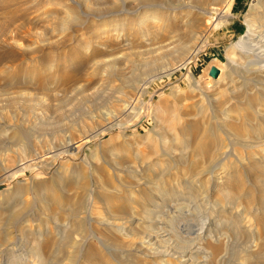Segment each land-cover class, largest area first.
Instances as JSON below:
<instances>
[{
    "label": "rangeland",
    "instance_id": "obj_1",
    "mask_svg": "<svg viewBox=\"0 0 264 264\" xmlns=\"http://www.w3.org/2000/svg\"><path fill=\"white\" fill-rule=\"evenodd\" d=\"M263 5L264 0H0V264H88L87 256L98 253L94 248L102 251L93 256L100 264L106 258L111 264H178L172 254L194 241L209 252L205 264H255L252 257L264 254V228L236 184L220 174L239 173L257 200L253 206L263 203L264 30L247 24ZM211 66L219 69V80L209 76ZM257 94L263 101L250 110L247 97ZM187 124L198 127L179 149L175 139ZM245 125L251 127L246 138H235L234 126ZM207 129L219 143L206 155L194 145ZM148 162L153 171L145 173ZM68 171L86 173L89 186L81 190L77 181L69 189L74 180L62 178L65 187L59 189L58 172ZM152 173L160 180L163 175L162 182ZM145 176L153 184L146 185ZM137 180L148 188L134 189ZM154 182L179 185L168 200L176 214L167 219L171 238L143 250L156 260L125 258L128 242L150 234L143 224L126 221L153 222L157 216L155 210L146 213L153 196L148 203L142 198ZM52 187L69 204L53 205ZM227 192L233 200L226 205L221 199ZM105 195L127 199L125 213L106 210L99 202ZM15 214L21 218L16 224L9 221ZM210 225H220L219 232L203 242Z\"/></svg>",
    "mask_w": 264,
    "mask_h": 264
},
{
    "label": "bare ground",
    "instance_id": "obj_2",
    "mask_svg": "<svg viewBox=\"0 0 264 264\" xmlns=\"http://www.w3.org/2000/svg\"><path fill=\"white\" fill-rule=\"evenodd\" d=\"M143 1H145V2H154L155 0H143ZM198 1H200V2H202V0H198ZM231 1H233V0H231ZM228 3H229V0H228ZM204 6V5H203ZM264 6V5H263ZM262 6V7H263ZM145 7V6H144ZM152 9V8H151ZM259 9V8H258ZM150 9H148V11H149ZM153 10V9H152ZM145 11V10H144ZM147 11V12H148ZM173 11V10H172ZM256 12V11H255ZM257 13V15L258 16H256V19L254 18V20H248L247 21V24H248V27L249 28H254L253 30H255V31H257V32H262L263 30H264V27H262V25H261V27H259V26H257L256 25V23H264V9L263 10H261V11H259V13L258 12H256ZM255 13V14H256ZM140 14H143V13H140ZM147 15V14H146ZM145 15V16H146ZM255 17V16H254ZM174 18V17H173ZM141 19V18H140ZM145 19V18H144ZM141 20H143V19H141ZM144 21V20H143ZM258 21V22H257ZM126 23V22H125ZM124 23V24H125ZM123 24V25H124ZM120 25V24H119ZM118 25V26H119ZM128 25V24H127ZM126 25V26H127ZM256 25V26H255ZM120 28V27H119ZM124 28V27H123ZM126 28V27H125ZM186 51V50H185ZM231 67V66H230ZM252 73V72H251ZM259 73V72H258ZM262 74V73H261ZM243 75V74H242ZM263 75V74H262ZM239 76H240V74H239ZM244 77H246V76H244ZM255 77V76H254ZM261 76H259V79H261L260 78ZM219 78H220V73H219V75H218V77L217 78H213V80H219ZM242 79H243V77H241ZM243 81V80H242ZM245 81V80H244ZM256 81V80H255ZM255 81H253V82H255ZM263 81V80H262ZM246 82H248V80L246 81ZM250 82V84H252L251 83V81H249ZM264 84V83H263ZM246 85V84H245ZM245 85H244V87H245ZM256 85V84H255ZM242 87H243V84L241 85ZM258 86V85H257ZM241 87V88H242ZM247 87V86H246ZM250 87V86H249ZM250 88H252V87H250ZM261 89H263L262 87H261ZM251 90V89H250ZM249 90V91H250ZM260 89H258V91H259ZM231 91V90H230ZM244 91H247V89L246 90H244ZM243 91V92H244ZM252 91H254V89L252 90ZM262 91V90H261ZM256 92H257V90H256ZM233 93V92H232ZM245 93H247V92H245ZM251 93V92H250ZM261 93V92H260ZM252 94V93H251ZM264 95V94H263ZM233 96V95H232ZM235 96V95H234ZM245 97H246V95H245ZM244 97V98H245ZM262 97H264V96H262ZM261 97V95H256V96H249V97H247V107L250 109V110H252V108H253V106L255 105V104H257V103H261L262 101H263V98ZM238 98V95L234 98V99H237ZM231 99V98H230ZM234 99H233V101H234ZM238 100H239V98H238ZM263 105H264V103H263ZM255 109V108H254ZM217 111V110H216ZM255 111V110H254ZM249 115H250V113H249ZM253 116V115H252ZM189 121V120H188ZM186 122V121H185ZM224 122V121H223ZM191 123V122H190ZM197 123V122H196ZM243 125L245 124L244 122L242 123ZM197 124H190V125H185L182 129H181V131H180V135H179V137H178V139H175L176 141H177V146L179 147V149H183L184 147H186V144H187V139H190L189 137L188 138H186V136H192V138L194 137L193 135L196 133V130H197V127L198 126H196ZM226 126V125H225ZM248 126H250V125H248ZM247 126V127H248ZM159 127V126H158ZM231 127V126H230ZM246 127V125L245 126H241V127H239V126H234V128L232 129L233 130V132L235 133V138H238L239 139V137L241 138V137H245L246 135H248L249 134V128H251V127H249V128H247ZM208 129H210L211 127H207ZM206 129V128H205ZM208 129L204 132V134L201 136V137H197V139H196V141H195V145H194V147H195V149L196 150H198L199 152H203V153H205L206 155H207V153H208V150L209 151H211V145L212 146H215L216 145V143L218 142L217 140H216V138L214 137H212L211 136V134H210V132L208 131ZM221 129V128H220ZM249 129V130H248ZM254 129V128H253ZM212 130V129H211ZM17 131V130H16ZM20 131V130H19ZM228 131V130H227ZM226 131V132H227ZM230 131V130H229ZM20 132H22V131H20ZM20 132H18V133H16V134H14L15 136V138L16 139H18V141L20 140L19 138H21V133ZM27 132V131H26ZM23 133H24V131H23ZM161 133V132H160ZM202 133V132H201ZM250 133H251V131H250ZM160 135V134H159ZM167 135V134H166ZM177 135H178V133H177ZM230 135H232V134H230ZM24 136V135H23ZM160 136H162V135H160ZM176 136V135H175ZM135 137V136H134ZM230 137V136H229ZM176 138V137H175ZM218 138V137H217ZM246 138V137H245ZM127 139V138H126ZM221 139V138H220ZM234 139V138H233ZM243 139V138H242ZM125 140V139H124ZM164 140V139H163ZM243 140H245V139H243ZM128 141V139L126 140V141H124L125 143ZM130 141V140H129ZM190 141V140H189ZM236 141V140H235ZM122 143L121 144V146L123 145L124 146V144L125 143ZM216 142V143H215ZM129 143V142H128ZM125 144V145H128V147H129V144ZM176 143V142H175ZM212 143H215V145H213ZM219 143V142H218ZM245 144V143H244ZM144 145V144H143ZM168 145V144H167ZM166 144H165V146H167ZM220 145V144H219ZM141 146V145H140ZM176 146V147H177ZM216 146H218V145H216ZM215 146V147H216ZM238 146V145H237ZM131 147V146H130ZM129 147V148H130ZM154 147V146H153ZM153 147L151 148V147H149L150 149H153ZM164 147V146H163ZM247 147V146H246ZM115 148V147H114ZM118 148V147H117ZM128 148V149H129ZM168 149H167V151L165 152L166 154H170V156H171V148H170V145H168V147H167ZM209 148V149H208ZM214 148V147H213ZM219 148V147H218ZM120 150H121V148H119ZM118 149V150H119ZM124 149H126L127 150V147L125 146V148ZM148 149V148H147ZM155 149V148H154ZM164 149V148H163ZM109 150V149H108ZM131 150H132V148H131ZM225 150V149H224ZM157 151V150H156ZM159 152L161 151V150H158ZM107 152V151H106ZM129 152V151H128ZM133 152V151H132ZM109 153V152H108ZM142 153H144V152H142ZM154 153V152H153ZM210 153V152H209ZM208 153V154H209ZM155 154V153H154ZM200 154V153H199ZM164 155V154H163ZM180 155H182V154H180ZM180 155H178V157L180 156ZM259 155V154H258ZM162 156V155H161ZM177 155H175L174 157H176ZM158 157V156H157ZM167 157H169V156H167ZM172 158H173V156H171ZM170 157V158H171ZM161 158V157H160ZM257 158V157H256ZM260 158V157H259ZM155 159H157V158H155ZM180 159V158H179ZM114 160H115V162H116V159L114 158ZM114 160H113V162H114ZM158 160V159H157ZM157 160H155V163H156V161ZM263 160V159H262ZM148 161V160H147ZM162 161H164V159L162 160ZM254 161H255V159H254ZM117 162H120L119 160L117 161ZM116 162V163H117ZM256 162V161H255ZM263 162V164H264V161H262ZM152 165V167L154 166V163L152 164L151 162H148V163H145L143 166H142V170L145 172V173H147L148 171H149V167H150V164ZM181 163H182V159H181ZM157 164L159 165V161L157 162ZM252 164V163H251ZM117 165H118V163H117ZM156 165V164H155ZM256 166H259V168H260V166H261V162H259V160L256 162V164H255ZM163 166V165H162ZM252 166V165H251ZM138 167V166H137ZM186 167V166H185ZM262 167V166H261ZM156 168V167H155ZM161 168V167H160ZM160 168L158 169L159 171H160ZM178 168V167H177ZM223 168V167H222ZM150 169L152 170V168L150 167ZM236 169V168H235ZM234 169V170H235ZM251 169V168H250ZM255 169H257V168H254V170ZM70 170V169H69ZM141 170V169H140ZM162 170V169H161ZM233 170V169H232ZM233 170V171H234ZM239 170V169H238ZM264 169L262 168V171H263ZM153 171V170H152ZM155 171V170H154ZM158 171V172H159ZM164 171V170H163ZM228 171V170H227ZM233 171H231V172H233ZM260 171V170H259ZM158 172H156L155 171V173L156 174H158ZM166 172V171H165ZM238 172H240L241 173V170H239ZM264 172V171H263ZM62 173V172H61ZM61 173H59L58 172V174H60V176L57 178V180H56V184H58L59 185V181L60 180H62V178H64V179H72V180H74V183H72V181H70V183H72V185L73 184H75V185H73V187H71V185L69 186V189H71V188H75L76 187V182L77 181H79V185H80V189L81 188H83L84 186H89V185H86L87 184V180H88V182H89V179H87V178H89V177H87L85 174H83V171H82V173H73V172H63L62 174ZM128 173H131L130 171L129 172H127V174ZM132 173H134V171H132ZM132 173L130 174V175H132ZM141 173V172H140ZM154 173V174H155ZM164 173V172H163ZM244 173V172H243ZM260 173V172H259ZM262 173V172H261ZM126 174V175H127ZM137 174V173H136ZM136 174H134V175H136ZM155 174V175H156ZM164 174H166V173H164ZM197 174V173H196ZM236 174V173H235ZM242 174V173H241ZM140 175V174H139ZM143 175V177H144V173L142 174ZM148 175V174H147ZM155 175H153V173H152V175H148V176H150V178L152 177V176H154V178L155 179H157V180H159V182H162V178H163V175L161 176V180H160V178H156V177H158V176H156L155 177ZM220 175H222V176H220L221 178H225V179H227V180H229L228 181V184L229 183H233L234 185H235V187L233 186V188L235 189V190H237L238 191V193H239V196L241 197V198H243L246 202H247V204H249V205H251L252 207L250 208V209H248V210H250V214H252V216H253V218H254V220H255V222L258 224V225H261V226H263V228H264V201H263V203H261V202H259L258 203V205H256V206H253L254 205V203H255V201L257 202V200H255V196L253 195V193L251 192H249L248 190H247V188H245V184H243V181H242V177L243 176H241V175H239V173H238V176L237 175H229V172L227 173V172H223V173H221ZM243 175V174H242ZM249 175V174H248ZM259 175V174H258ZM252 176V175H251ZM127 177V176H126ZM129 177V176H128ZM142 177V178H143ZM147 176H145V178H146ZM130 178H132V177H130ZM138 178V177H137ZM144 178V180L146 181V185L147 184H149V183H152V181H151V179L149 178V177H147V178H149V179H145ZM102 179V178H101ZM257 179V178H256ZM54 180V179H53ZM131 180H133V179H131ZM143 180V179H142ZM263 180V179H262ZM66 181H68V180H66ZM154 181V180H153ZM252 181H253V179H252ZM255 181V180H254ZM264 181V180H263ZM127 182V181H126ZM125 182V183H126ZM156 182V181H155ZM154 182V183H155ZM207 182H209V181H207ZM219 182V181H218ZM55 183V182H54ZM61 183L63 184V182L61 181ZM68 183H69V181H68ZM69 183V184H70ZM106 183V182H105ZM164 183V182H163ZM163 183H158V184H156L157 186H155V187H153L152 189H147V191H148V193H146V194H144L143 195V200L144 201H146L147 203L148 202H150V197L151 196H153V199L155 200V202L154 203H151L153 206H149V210H147L146 211V213H149V212H151V213H153V210H155V212L153 213V215H157L156 216V218L154 219V221L152 222H148V220H147V222H143L142 220H137V219H134V218H130V219H128L127 221H126V223H128V224H132L133 222H136L139 226L140 225H144V228H146V229H148L149 231H150V234H147L144 238H142V242H140V243H137V244H135V243H131V242H128V246H126V249H127V251H125V258L126 257H134V258H138V257H144V258H149V259H154L155 258V260H156V256L153 254V253H148V254H142V253H145V252H143V250H147L148 251V249H152V250H154L155 249V246H158V243H160V242H165V241H167L169 238H171V237H169V235H170V233L168 232V231H166L165 229L167 228V219H173L175 216L174 215H176V214H173L172 212H170V210H172V206H171V204H170V201H168V200H171L170 198H171V196H173L174 194H176V192L178 193V186L179 185H177V186H171L170 188H167V187H165L164 185H163ZM194 183V182H193ZM210 183V182H209ZM225 183H226V181H225ZM246 183V182H245ZM260 182H258V184H259ZM67 184V183H66ZM94 184V183H93ZM99 184V183H98ZM98 184H96L97 186H99ZM109 184V183H108ZM131 183H129V185H130ZM153 184V183H152ZM192 183H190V185H191ZM226 185V186H228L229 187V185ZM61 185V184H60ZM59 185V186H60ZM79 185H78V189H79ZM133 185H135V186H133V188L134 187H141V186H143V187H147L146 185H143V183L142 182H140V180H137V181H134L133 182ZM171 185V184H170ZM189 185V186H190ZM193 185V184H192ZM209 185H212V184H209ZM260 186H261V191H260V194L264 197V187H262L264 184H262V183H260L259 184ZM64 186V185H63ZM62 185L60 186V187H58L59 189H62L61 187H63ZM113 186V185H112ZM153 186V185H152ZM182 186V185H181ZM225 186V187H226ZM51 187V186H50ZM56 187V186H55ZM65 187V186H64ZM101 187V186H100ZM127 187H128V184H127ZM184 187H185V183H184ZM205 187V186H204ZM39 188V187H38ZM57 188V190H59ZM68 188V187H67ZM77 188V187H76ZM87 187H84V189H86ZM123 188V187H122ZM148 188V187H147ZM180 188V187H179ZM189 188H191V187H188V189ZM230 188H232V187H230ZM252 189H253V186L251 187ZM256 188V187H255ZM254 188V189H255ZM77 189V190H78ZM101 189V188H100ZM124 189V188H123ZM128 189V188H127ZM135 189V188H134ZM137 189V188H136ZM186 189H187V187H186ZM49 190V192H50V190H51V196H50V194H49V200L53 203V205L55 204L56 206H57V204L59 203V204H62V203H64L66 200H67V196L66 195H64L63 196V192L62 191H58V193H56L55 191H56V188H54V187H52V189H48ZM75 190V189H74ZM74 190L72 189V191L74 192ZM77 190H75V191H77ZM82 190V189H81ZM97 190V189H96ZM95 190V191H96ZM99 190V189H98ZM102 190V189H101ZM139 190H141V189H138V191ZM142 190H144L143 188H142ZM190 190V189H189ZM250 190V189H249ZM255 190H258L257 188L255 189ZM84 191V190H83ZM85 191H88V190H85ZM129 191V190H128ZM136 191V190H135ZM145 191H146V189H145ZM191 191V190H190ZM198 191V190H197ZM221 191V190H220ZM55 192V193H54ZM59 192L62 194V195H60L59 194ZM103 192V191H102ZM140 192V191H139ZM258 192V191H257ZM84 193H86V192H84ZM103 193H105V192H103ZM107 194H108V192H106ZM111 193V192H110ZM143 193H145V192H143ZM153 193V194H152ZM209 193V192H208ZM259 193V192H258ZM45 194V193H44ZM44 194L42 195V197L44 196ZM87 194V193H86ZM92 194V193H91ZM113 194V193H112ZM118 194V193H117ZM129 194V193H128ZM152 194V195H151ZM200 194V193H199ZM41 195V194H40ZM39 195V196H40ZM85 195V194H84ZM97 195V194H96ZM96 195H95V198H96ZM98 195H101V194H98ZM115 195V194H114ZM114 195H105L104 196V198H103V201H99V202H104L105 204H104V206L107 208L106 210H108L110 213H112V215H116L117 216V214L119 215V214H124L125 213V211L127 210L126 208L128 207V206H126L127 205V202H128V200L127 199H125V198H123V197H117V196H114ZM119 195V194H118ZM121 195H123V194H121ZM120 195V196H121ZM149 195V196H148ZM201 195V194H200ZM47 196V195H46ZM47 197V198H48ZM80 197H83V196H80ZM86 197V196H85ZM125 197V196H124ZM127 197V196H126ZM198 197H200V196H198ZM233 195L231 194V193H229V192H227L225 195H223L222 196V201L224 202V203H226V205L228 204V202H232V200H233ZM14 198V197H13ZM94 198V199H95ZM98 198V197H97ZM97 198H96V200H97ZM169 198V199H168ZM38 199H40V197L38 198ZM85 198L83 197V200H84ZM99 200L101 199V198H98ZM129 199L130 200H132L130 197H129ZM135 199L137 200V198L135 197ZM167 199V200H166ZM48 200V201H49ZM81 200V199H80ZM95 200V201H96ZM102 200V199H101ZM136 200H135V202H136ZM142 199H141V201H143ZM152 200V199H151ZM154 200H152V201H154ZM199 200H201V199H199ZM5 201H6V199H5ZM10 201V200H9ZM41 201H42V199H41ZM47 201V202H48ZM49 201V202H50ZM68 201V200H67ZM66 201V203H68ZM86 201V200H85ZM98 201V200H97ZM96 201V202H97ZM133 201V200H132ZM221 201V202H222ZM78 202V201H77ZM80 202V201H79ZM95 202V203H96ZM134 202V201H133ZM132 202V203H133ZM146 202H144L145 203V205H146ZM252 202H253V204H252ZM51 203V204H52ZM66 203L64 204V206L66 205ZM92 203H94V202H92ZM130 204H131V202H129ZM136 203H138V202H136ZM135 203V204H136ZM229 203V204H230ZM45 203H43V205H44ZM69 204V203H68ZM82 204V203H81ZM130 204H129V207H130ZM134 203H133V205H135ZM139 204V203H138ZM141 204V203H140ZM139 204V205H140ZM150 204V203H149ZM150 204V205H151ZM82 205H84V203L82 204ZM94 205V204H93ZM132 205V204H131ZM46 206V205H45ZM144 206V205H143ZM104 207V208H105ZM132 207H134V206H132ZM139 207V206H138ZM137 207V208H138ZM233 207V206H232ZM26 208V207H25ZM71 208V207H70ZM73 208V207H72ZM83 208V207H82ZM134 208H136V205H135V207ZM133 208V209H134ZM140 208V207H139ZM138 208V209H139ZM64 209V208H63ZM126 209V210H125ZM129 209V208H128ZM132 209V210H133ZM141 209V208H140ZM22 209H20V214L21 215H19V216H22V211H21ZM105 210V209H104ZM143 210V209H142ZM145 210V209H144ZM16 211H18V209L16 210ZM131 211V210H130ZM138 211V210H137ZM237 211V210H236ZM236 211H234V212H229L230 213V215H235L237 212ZM19 212H17L18 214H19ZM174 212V211H173ZM127 213V212H126ZM150 213V214H151ZM107 214V213H106ZM109 215V214H108ZM111 215V214H110ZM128 215V214H127ZM147 215V214H146ZM17 214H15V215H13L10 219H9V221L10 222H13V223H19V222H21V218L19 217ZM107 216V215H106ZM126 216V215H125ZM148 216V215H147ZM147 216H145V217H147ZM236 216V215H235ZM23 217V216H22ZM110 217H112V216H110ZM114 217V216H113ZM152 217V216H151ZM150 217V218H151ZM154 217V216H153ZM164 217V218H163ZM76 218V217H75ZM108 218V217H107ZM221 218V217H220ZM78 219V218H77ZM97 219V218H96ZM99 219V221L101 220L100 218H98ZM110 219V218H109ZM114 219V218H113ZM113 219H111V222H112V220ZM219 219V218H218ZM237 220V219H236ZM243 220H244V218H243ZM115 221V220H114ZM94 222V221H93ZM111 222H109V223H111ZM116 222V221H115ZM115 222H112V223H115ZM221 222V221H220ZM255 223V224H256ZM22 224V223H21ZM223 224H225V223H223ZM18 225V224H17ZM81 225V224H80ZM84 225V224H83ZM81 226V227H84V226ZM102 225V224H101ZM245 225H246V223H245ZM9 226H11V225H9ZM21 226V225H20ZM29 226V225H28ZM220 225H210V227L209 228H205V231H204V235H203V242L204 241H206V240H208V239H211V238H213L216 234H218V232H219V229H220V227H219ZM247 226H249V225H247ZM260 226V227H261ZM14 227V226H13ZM15 227H17V226H15ZM80 227V226H79ZM119 227V226H118ZM122 227V226H121ZM143 227V226H142ZM103 228H105L104 226H103ZM103 228H101V229H103ZM111 228H113V229H115L113 226H111ZM154 229V233H152V230ZM246 228V227H245ZM99 229V228H98ZM100 229V230H101ZM118 229V228H117ZM262 229V228H261ZM29 230V229H28ZM84 230H85V228H84ZM105 230V229H104ZM109 230H111V229H109ZM143 230V229H142ZM83 231V230H82ZM81 231V232H82ZM144 231V230H143ZM145 231H147V230H145ZM245 231V230H244ZM22 232V231H21ZM99 232H103V231H99ZM106 232H107V230H106ZM148 232V231H147ZM246 232H247V230H246ZM251 231L249 230V233H250ZM221 233V232H220ZM25 234V233H24ZM103 234V233H102ZM105 234V233H104ZM116 233H114V235H115ZM118 235H119V233H117ZM117 234L115 235V236H117ZM28 235V234H27ZM113 235V234H112ZM112 235H108V238H110V239H114V238H116V237H114V236H112ZM246 235V234H245ZM121 236V235H120ZM130 238V237H129ZM133 238V237H132ZM174 238V237H173ZM176 238V237H175ZM174 238V239H175ZM120 239V238H119ZM125 239V238H124ZM134 239V238H133ZM133 239H131V241H133ZM178 239V238H177ZM214 239V238H213ZM183 240H184V238H183ZM172 241V240H171ZM170 242V241H169ZM185 242V241H184ZM197 242V241H196ZM195 241L194 242H190V244H188V245H184V247H179L178 248V251L177 252H174L173 254H172V256H171V258H173V260H175L176 261V263H178V264H205L206 263V261H207V259H208V256H209V252L204 248V247H202V245L204 244V243H202V244H200V243H196ZM201 242V241H200ZM69 243V242H68ZM162 243H160V244H162ZM172 243V242H171ZM159 244V245H160ZM168 244V243H167ZM175 244V243H174ZM173 244V245H174ZM178 244V243H177ZM69 245V244H68ZM163 245V244H162ZM89 246V245H88ZM167 246V245H166ZM171 246V245H170ZM170 246L168 247V248H170ZM90 247V249H91V245L89 246ZM171 247H173V246H171ZM76 248H78L77 246H76ZM116 248V247H115ZM122 248V247H121ZM167 248V249H168ZM174 248V247H173ZM87 249H89V248H87ZM177 249V248H176ZM93 250V249H92ZM97 251L98 253H96V254H99L100 252H102V251H98L96 248H94V251ZM216 250V249H215ZM79 251V250H78ZM78 251L76 250V252L78 253ZM89 251H91V250H89ZM95 251V252H96ZM170 251V250H169ZM75 252V251H74ZM87 252V251H86ZM152 252V251H151ZM91 254H92V252H91ZM96 254H94L93 253V255H89V256H91L90 258H89V256H87L88 257V261H86V259H85V262H87L88 264H100V263H98V262H96L95 260H93L94 259V255H96ZM101 254V253H100ZM99 254V255H100ZM168 254V253H167ZM170 254V253H169ZM252 254V253H251ZM250 254V256L252 257V255ZM57 255V254H56ZM71 255V254H70ZM73 255V254H72ZM78 255V254H77ZM85 255V254H84ZM124 255V254H123ZM98 256V255H97ZM247 256H249V255H247ZM74 257H76V255L75 256H72V258L70 259V261L74 258ZM83 257H86V256H83ZM106 257V256H105ZM160 257V256H159ZM158 257V258H159ZM70 258V257H69ZM98 258V257H97ZM101 258H103V257H101ZM143 258V259H144ZM160 258H162V257H160ZM169 258V257H168ZM167 258V259H168ZM170 258V259H171ZM77 259V258H76ZM110 258H108V260H109ZM164 259V258H163ZM166 259V260H167ZM245 259H246V257H245ZM247 259H248V257H247ZM246 259V260H247ZM104 260H105V258H104ZM141 260V259H140ZM169 260V259H168ZM167 260V261H168ZM252 260H253V262L255 263V264H264V254H259V255H256V256H253L252 257ZM74 261V260H73ZM72 261V262H73ZM77 260H75V262H76ZM127 261H129V260H127ZM144 261V260H143ZM147 261H149V260H147ZM153 261V260H152ZM247 261H249V260H247ZM71 262V263H72ZM74 262V263H75ZM103 261H101V263H102ZM112 262V261H111ZM145 262V261H144ZM154 262V261H153ZM165 262V261H164ZM73 263V264H74ZM131 263V262H130ZM147 263V262H146ZM149 263V262H148ZM151 263V262H150ZM86 264V263H85ZM103 264H111L110 263V261H107V258H106V260H105V262H103ZM114 264V263H113ZM123 264H129L128 262L126 263H123ZM132 264V263H131Z\"/></svg>",
    "mask_w": 264,
    "mask_h": 264
},
{
    "label": "water",
    "instance_id": "obj_3",
    "mask_svg": "<svg viewBox=\"0 0 264 264\" xmlns=\"http://www.w3.org/2000/svg\"><path fill=\"white\" fill-rule=\"evenodd\" d=\"M219 73H220L219 69L215 66H211L208 71L209 76H211L212 78H217Z\"/></svg>",
    "mask_w": 264,
    "mask_h": 264
}]
</instances>
